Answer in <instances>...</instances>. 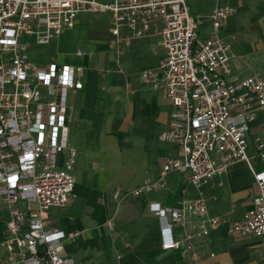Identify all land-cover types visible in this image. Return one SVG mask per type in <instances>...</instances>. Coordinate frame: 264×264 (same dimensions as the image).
<instances>
[{
  "label": "built area",
  "instance_id": "2783aa9c",
  "mask_svg": "<svg viewBox=\"0 0 264 264\" xmlns=\"http://www.w3.org/2000/svg\"><path fill=\"white\" fill-rule=\"evenodd\" d=\"M109 10L112 32L119 41L145 35L160 20L165 56L157 69H144L142 82L162 88L174 110L160 140L177 154L164 157L159 177L133 190H114L122 200L166 188L173 171L188 173L201 187L228 167L245 161L258 185L254 207L231 223V230L264 238V169L251 163L248 136L264 115V75L232 76L231 44L220 34L234 7L216 0L211 30L199 40L203 23L187 0H0V196L9 219L0 233V264H75L65 254L66 240L77 232L50 226L49 209L64 206L75 188L77 148L69 141V92L83 88L84 67L50 62L35 64L29 47L49 44L75 24L81 12ZM141 23V26L139 25ZM264 161V142L254 137ZM159 219L163 249L192 250V240L222 221L209 216L205 198L179 200L175 205L149 202ZM192 216L201 218L186 229ZM174 264H189L177 260Z\"/></svg>",
  "mask_w": 264,
  "mask_h": 264
},
{
  "label": "crops",
  "instance_id": "0c3cea01",
  "mask_svg": "<svg viewBox=\"0 0 264 264\" xmlns=\"http://www.w3.org/2000/svg\"><path fill=\"white\" fill-rule=\"evenodd\" d=\"M187 1L192 14L202 18V25L206 23L209 34L216 0ZM90 13L110 14L109 28L100 30L90 17L83 16ZM113 26L109 10L81 12L75 24L64 31H76L82 48L74 45V51L59 50L60 35L49 44L32 42L29 47L35 64L34 47L43 45L56 53L39 66L57 62L84 67L83 88L71 90L68 96L69 141L77 148L74 194L66 205L49 209L50 226L78 233L66 240L65 254L75 264H174L177 260L189 264H264V238L231 230V223L254 207L258 194L257 182L245 161L231 164L201 187L191 182L188 173L176 170L168 174L166 188L122 200L114 198L118 187L133 190L147 179H157L164 157L177 154V150L160 140L174 110L171 100L162 88L141 80L142 71L157 69L165 56L159 33L162 22H152L145 35L128 40L130 31L123 26L114 47L111 44L117 37ZM220 34L231 44L234 78L264 75V22L239 26L237 14H233L223 22ZM255 136L264 142L262 114L248 136L251 163L261 170L264 161L257 154ZM199 197L205 198L208 215L222 221L208 234L194 237L192 250L163 249L161 224L149 202L175 205L179 200ZM1 205L6 207L5 213ZM8 219V206L0 196V224L4 228ZM200 221L198 216L190 217L186 229L192 231Z\"/></svg>",
  "mask_w": 264,
  "mask_h": 264
},
{
  "label": "rangeland",
  "instance_id": "374dc122",
  "mask_svg": "<svg viewBox=\"0 0 264 264\" xmlns=\"http://www.w3.org/2000/svg\"><path fill=\"white\" fill-rule=\"evenodd\" d=\"M102 2H112L113 0H99ZM228 1H236L238 5H234V14H237V24L239 26H249L252 25L255 21H262L264 22V0H228ZM85 18H91L98 29L104 30L109 28L110 25V14H86L83 15ZM206 23L201 25L199 31V40L203 41L208 36L206 32ZM81 36V35H80ZM78 34L76 31H68L65 33L63 30L58 38V48L63 52H71L73 50V46L75 45L76 48L83 47V41L77 40ZM34 53L32 56L37 64H42L44 62L50 61L53 57H56V53L53 49L49 47H45L43 45L38 46L37 48L34 47ZM1 210L3 213L6 212V207L1 205Z\"/></svg>",
  "mask_w": 264,
  "mask_h": 264
},
{
  "label": "trees",
  "instance_id": "16d2710c",
  "mask_svg": "<svg viewBox=\"0 0 264 264\" xmlns=\"http://www.w3.org/2000/svg\"><path fill=\"white\" fill-rule=\"evenodd\" d=\"M3 228H4V225L0 224V232L2 231Z\"/></svg>",
  "mask_w": 264,
  "mask_h": 264
}]
</instances>
